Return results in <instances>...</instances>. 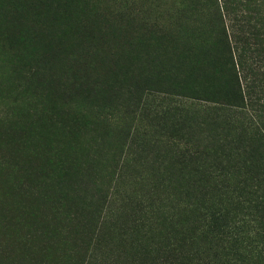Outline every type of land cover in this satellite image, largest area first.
Instances as JSON below:
<instances>
[{
    "label": "rangeland",
    "instance_id": "1",
    "mask_svg": "<svg viewBox=\"0 0 264 264\" xmlns=\"http://www.w3.org/2000/svg\"><path fill=\"white\" fill-rule=\"evenodd\" d=\"M229 1L0 0V264H199L219 199L264 237V0Z\"/></svg>",
    "mask_w": 264,
    "mask_h": 264
},
{
    "label": "trees",
    "instance_id": "2",
    "mask_svg": "<svg viewBox=\"0 0 264 264\" xmlns=\"http://www.w3.org/2000/svg\"><path fill=\"white\" fill-rule=\"evenodd\" d=\"M229 2V0H221L220 5L228 9L230 6L228 5ZM232 48L233 54L235 55L237 60L235 67H240L241 64L239 63V60L241 62L240 56L243 55V49L237 44ZM238 74H240L239 70ZM242 74L243 73H241V75ZM255 128L257 131L255 133L258 134L259 137L264 138V128L261 126V128L263 129L261 131L259 130V127L255 126ZM255 164L256 163L254 161L250 162L248 160H241V164L236 166L247 172L251 167H254ZM220 200L221 199L217 200L216 203H219V205L217 206H213L215 203L213 205L206 206V209H210V211L208 210L209 214L207 215V217H209L211 225L208 226V230L206 229L207 233L201 232L200 234L203 236H217L218 240L224 242V245H220L219 248L221 249L222 247H225L226 249H228V251H226L225 249L224 251L218 253L220 249L217 248L216 252L219 249L217 253L218 255H223L222 257H216L217 253H213L212 255L207 254L206 256H201L198 258L199 264H264V237H259V239H257V234L255 233V235L252 234V240L251 238L246 239L245 236H249L250 231L245 230L243 226L246 222H249V220L246 221L245 215H239V217H236L235 214L230 215V213L227 212V210H229L228 207L224 206ZM254 229L256 232H258L257 228ZM201 230L202 229H195V231L193 232L197 234ZM195 237L198 241L199 239L196 235ZM206 242H208V240H206ZM207 248L206 251H209ZM197 253H199V251Z\"/></svg>",
    "mask_w": 264,
    "mask_h": 264
}]
</instances>
